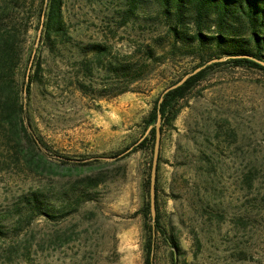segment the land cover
I'll return each mask as SVG.
<instances>
[{"label": "rangeland", "instance_id": "1", "mask_svg": "<svg viewBox=\"0 0 264 264\" xmlns=\"http://www.w3.org/2000/svg\"><path fill=\"white\" fill-rule=\"evenodd\" d=\"M128 2L63 0L70 42L49 54L38 43L42 0H0L3 23L17 33L19 82L25 67H41L26 123L39 144L19 149L14 137H0V264H143L138 211L153 150L149 143L131 151L154 101L197 68L201 52L167 55L130 87L138 92L100 98L98 71L82 80L81 94L85 45L105 46V62L144 45L162 53L151 42L168 41L156 4L143 2L128 17ZM176 109L158 171L160 225L181 249L175 264H264V73L214 67ZM32 192L44 194L55 217L27 218L23 201ZM172 251L159 235L153 264H173Z\"/></svg>", "mask_w": 264, "mask_h": 264}, {"label": "trees", "instance_id": "2", "mask_svg": "<svg viewBox=\"0 0 264 264\" xmlns=\"http://www.w3.org/2000/svg\"><path fill=\"white\" fill-rule=\"evenodd\" d=\"M146 1L149 2V0H129L125 11L128 17L133 16L134 10ZM152 1L157 6V18L161 22L164 36L168 38L166 43L161 41L162 38L157 41L151 39L152 44L154 42V46L162 50V53L158 55L155 48L144 45V49L136 48L133 54L125 59H109L105 62L103 59L108 49L99 44H87L83 47L82 53L91 58L82 61L79 65L81 77L77 78L76 89L86 95L82 80L91 82L95 72L101 71L104 73L105 82H102L99 91L100 98H115L127 92H138L131 90L130 87L144 81L155 65L165 61L167 55L173 56L177 51L185 54H197V50L200 51L201 56L198 57L197 68L205 67L190 77L182 86L165 94L161 103H158V100L154 101L143 122L146 132L149 127L154 126L157 114H160L162 137L164 127L170 125L176 118L177 102L183 99L209 70L223 64H230L232 67L258 70L264 73V0ZM62 6L63 0H42L41 7L37 11V28L40 30L38 43L44 46L49 54H55L61 45L70 42ZM34 12L36 11L31 8L30 13L34 14ZM31 16H36V14ZM27 19L31 20L32 17ZM3 21L0 16V137L6 141L8 137H14L12 146L20 149L27 143L39 144L38 139L29 131V124L26 125V123L29 122V98L33 84L41 72V67L38 63L25 67L23 79L19 82L17 75L21 52L17 46V33L15 29L7 27ZM221 59L224 60L219 61ZM213 60L216 62L206 65ZM116 84L122 87L118 88ZM149 143L153 150V128L131 152L142 149ZM159 163L160 157H158L155 183V223H152L149 208V172L146 173L141 185L145 199L138 214L143 219L145 236L142 248L143 264H153L154 245L159 235L173 249V264H175L174 252H181L177 239L167 234L160 225ZM41 194L32 192L23 201L27 209L26 216L30 221L38 216L55 217L46 203L44 194ZM2 234L4 233L0 229V235Z\"/></svg>", "mask_w": 264, "mask_h": 264}, {"label": "water", "instance_id": "3", "mask_svg": "<svg viewBox=\"0 0 264 264\" xmlns=\"http://www.w3.org/2000/svg\"><path fill=\"white\" fill-rule=\"evenodd\" d=\"M222 60V59H221ZM219 60V61H221ZM216 60H213L211 62H208L206 65H209L211 63H215ZM203 67L195 69L192 73L186 74L183 76L179 81L174 83L173 85L167 87L161 97L158 99V103H161L163 100V96L167 94L168 92L175 90L182 86L190 77L197 74L199 71H201ZM161 125H162V118L160 114H157L156 121L153 127H149L141 140L146 137L148 132L153 128L154 129V146H153V158H152V164L150 169V178H149V208H150V215L152 223H155V217H156V209H155V183H156V174H157V164H158V157H159V150H160V143H161ZM130 150V149H129ZM174 261L176 262V253L174 252Z\"/></svg>", "mask_w": 264, "mask_h": 264}]
</instances>
